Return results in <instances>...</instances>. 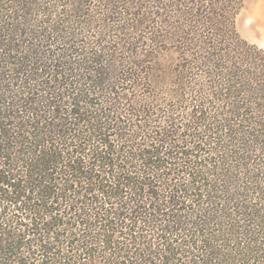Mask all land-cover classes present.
<instances>
[{
    "label": "trees",
    "instance_id": "1",
    "mask_svg": "<svg viewBox=\"0 0 264 264\" xmlns=\"http://www.w3.org/2000/svg\"><path fill=\"white\" fill-rule=\"evenodd\" d=\"M97 1L0 0V264H264L243 0Z\"/></svg>",
    "mask_w": 264,
    "mask_h": 264
},
{
    "label": "rangeland",
    "instance_id": "2",
    "mask_svg": "<svg viewBox=\"0 0 264 264\" xmlns=\"http://www.w3.org/2000/svg\"><path fill=\"white\" fill-rule=\"evenodd\" d=\"M88 3V9H92V11L90 10L92 14L86 18H93V9L101 11L98 8L99 2L97 0H88ZM98 19L99 17H94L96 22ZM96 22L93 24L95 25ZM103 25L105 26L103 22H97L95 25L96 28L89 29V32L86 34L88 36L92 34L93 36L98 35L97 32L103 30ZM235 25L242 38L264 48V0H243L235 17ZM161 45L165 48L168 46L166 43H162ZM121 55L124 57L125 53L122 52Z\"/></svg>",
    "mask_w": 264,
    "mask_h": 264
}]
</instances>
